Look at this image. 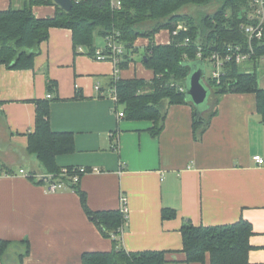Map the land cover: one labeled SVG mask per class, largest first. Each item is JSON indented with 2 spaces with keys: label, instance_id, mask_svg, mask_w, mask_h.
Returning a JSON list of instances; mask_svg holds the SVG:
<instances>
[{
  "label": "crops",
  "instance_id": "crops-1",
  "mask_svg": "<svg viewBox=\"0 0 264 264\" xmlns=\"http://www.w3.org/2000/svg\"><path fill=\"white\" fill-rule=\"evenodd\" d=\"M23 3L0 0V11ZM32 11L36 18L56 12L53 5ZM155 36L158 44L169 42L167 32ZM147 44L139 38L134 47ZM132 77L151 80L152 72L140 61L115 72L109 61L73 50L70 30L61 28L51 29L39 45L33 69L0 65V168L12 172L0 174V240L28 243L22 264H81L83 253L111 252L112 240L129 253L164 251L165 264H200L186 263L181 227L187 221L214 227L245 219L253 233L249 264H264V165L252 161L256 155L264 160V122L255 94L221 96L199 142L192 135V106L171 105L154 138L152 122L118 120L114 112L109 90ZM262 77L258 85L264 89ZM42 100L51 130L74 138V151L57 156L56 164L89 168L79 179L88 208L120 209V199L126 200L127 217L111 239L86 217L73 189L48 193L19 174H43L36 156L26 152L35 103ZM164 210H174L175 217L163 219ZM202 264H209L207 258Z\"/></svg>",
  "mask_w": 264,
  "mask_h": 264
},
{
  "label": "trees",
  "instance_id": "trees-1",
  "mask_svg": "<svg viewBox=\"0 0 264 264\" xmlns=\"http://www.w3.org/2000/svg\"><path fill=\"white\" fill-rule=\"evenodd\" d=\"M118 1L120 9H112L111 0H72V8L64 12L53 0H24L21 8L10 7L0 11V65L10 70L33 69L39 45L48 40L51 29L61 28L70 30L73 50L83 48L91 57L95 56L97 49L96 35L105 39L116 34L126 51L117 65L118 71L125 70L133 62L134 55L138 54L135 42L144 38L148 44L142 50L140 62L152 72L151 80L132 77L118 79L113 85L118 94V106L124 108L123 119L152 122L149 134L155 138L164 127L169 106H192L186 101L184 91L192 65H205L213 53H222L229 45L246 46L247 35L240 25L248 21L251 0ZM210 4L217 5V9L209 14L201 13L197 18L181 11L187 6L204 8ZM40 5H53L56 10L53 17L36 18L32 9ZM181 25L186 27V31L173 35ZM162 31L169 36L167 44L155 42V35ZM186 38L190 39L187 44L184 43ZM253 48L257 56L264 55V39L254 42ZM198 51H201V57L197 56ZM250 64L251 69H242L241 64L228 62L219 83L207 80L206 86L214 100L207 114H198L192 106V135L195 141L201 140L217 113L219 98L226 93L255 94L257 113L264 122V89L259 87L256 75V68L261 63L256 57ZM35 110V129L27 136L26 152L36 156L43 173L59 177L79 195L86 217L96 225L101 236L111 239L123 224L122 212L120 209H89L79 183L71 184L69 181L73 166L65 168L68 170L66 177L60 176L63 168L56 164V159L74 151L73 135L51 130L47 101H36ZM6 172L12 174L10 170ZM175 215L174 210H164L161 216L172 219ZM180 233L186 263L202 264L207 258L209 264H249L248 255L253 248L249 239L253 233L251 224L245 219L214 227H195L187 221ZM112 246L111 252L83 253L81 264H165L164 251L129 253L118 240H112ZM28 248L27 242L13 245L7 240H0V261L2 264H22Z\"/></svg>",
  "mask_w": 264,
  "mask_h": 264
},
{
  "label": "built area",
  "instance_id": "built-area-1",
  "mask_svg": "<svg viewBox=\"0 0 264 264\" xmlns=\"http://www.w3.org/2000/svg\"><path fill=\"white\" fill-rule=\"evenodd\" d=\"M112 9H120V2L118 0H111L110 2ZM250 11L247 15V23H243L240 25L244 33L247 35V43L246 46L243 47L242 44L239 45H229L227 49H225L222 53H213L211 57L208 58V62L213 66L211 71V75L209 79L215 80L217 83L222 78L223 68L225 64L228 62H234L236 64H242L245 62L252 63L254 58L258 57L260 63L264 61V55L257 56L256 51L253 48L254 42H260L264 39V0H251L250 1ZM184 30L186 31V27L181 25L178 26L177 30L173 32V35H176L178 31ZM190 42L189 38H186L184 43L187 44ZM80 50V49H79ZM95 56L93 57L95 61H109L115 66V72L118 71V64L121 61L122 56L125 54V46L119 40L116 34H111L110 36H106L104 39V46L102 48H97L95 51ZM197 56L201 57V51L197 52ZM95 90H99V85L95 87ZM110 99L114 103V112L117 116V119L123 118V112L120 111L118 106V94L116 93V88L113 85L109 90ZM48 98L51 96L48 95ZM252 161L258 166L264 165V160L261 156L256 155L252 158ZM88 168L83 167H74L73 173L69 176V181L71 184H78L80 181V177L88 172ZM0 174L10 175V173L2 172L0 168ZM19 174L25 177L28 180H32L35 183H39L40 186L44 187L46 192L48 193H56L59 190H63L67 188L65 183L60 180L59 177H54L51 174H34V173H26L24 170H20ZM68 175V170L63 168L61 170L60 176L66 177ZM120 211L123 215V220L126 219L128 209L126 208V200L122 197L120 199Z\"/></svg>",
  "mask_w": 264,
  "mask_h": 264
},
{
  "label": "water",
  "instance_id": "water-1",
  "mask_svg": "<svg viewBox=\"0 0 264 264\" xmlns=\"http://www.w3.org/2000/svg\"><path fill=\"white\" fill-rule=\"evenodd\" d=\"M53 2L64 12L70 11L73 4L72 0H53ZM203 76L204 65L197 63L192 65L185 81L186 101L196 108L198 114H203L209 109L206 104L211 94L206 84L202 82Z\"/></svg>",
  "mask_w": 264,
  "mask_h": 264
},
{
  "label": "rangeland",
  "instance_id": "rangeland-1",
  "mask_svg": "<svg viewBox=\"0 0 264 264\" xmlns=\"http://www.w3.org/2000/svg\"><path fill=\"white\" fill-rule=\"evenodd\" d=\"M217 9V5L215 4H210L208 7H204V8H200V7H190V6H187L185 8H183L181 11L182 12H186L188 15H190L191 17L193 18H197L201 13L202 14H209V13H212L214 12L215 10ZM95 40L96 42H98L99 44H104V39L99 37L98 35L95 36ZM101 47V46H99ZM143 56V51L142 49H139L138 51V54H135L134 57H133V61L135 62V64H138L140 59L142 58ZM241 68L242 69H251V64L249 62H245V63H242L241 64ZM213 69V66L212 64L210 63H206L204 65V78L202 79V82L204 84H206L207 80L210 77L211 75V71ZM256 75L258 76V83L261 82V75L263 76L262 78L264 79V61H262L260 67H257L256 68ZM213 100H214V96L210 94L209 98H208V101H207V108H209L206 112H208L210 110V108L212 107V104H213ZM119 110H121V108L118 106L117 107ZM206 112H204L205 114H207ZM14 253V252H13ZM16 254V253H14ZM18 255V254H16Z\"/></svg>",
  "mask_w": 264,
  "mask_h": 264
}]
</instances>
